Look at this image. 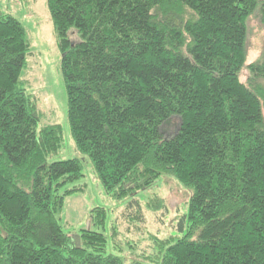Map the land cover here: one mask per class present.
Returning a JSON list of instances; mask_svg holds the SVG:
<instances>
[{
    "label": "trees",
    "instance_id": "16d2710c",
    "mask_svg": "<svg viewBox=\"0 0 264 264\" xmlns=\"http://www.w3.org/2000/svg\"><path fill=\"white\" fill-rule=\"evenodd\" d=\"M256 7L264 25V0H47L70 133L106 193L162 176L191 193L182 236L157 240L155 264H264V58L246 64ZM29 50L24 25L2 13L0 264H124L103 232L81 230L76 245L59 223L65 196L83 189L65 188L82 159L46 163L62 126L38 125L21 78ZM106 217L97 206L90 222Z\"/></svg>",
    "mask_w": 264,
    "mask_h": 264
},
{
    "label": "rangeland",
    "instance_id": "374dc122",
    "mask_svg": "<svg viewBox=\"0 0 264 264\" xmlns=\"http://www.w3.org/2000/svg\"><path fill=\"white\" fill-rule=\"evenodd\" d=\"M6 2L0 0V15L8 13L16 17L24 25L30 43L21 78L35 100L40 116L38 125L57 123L62 126V144L57 152L48 156L46 163L71 157L82 159L83 176L65 188L82 185L83 189L65 196L58 215L62 229L72 236L88 228L101 231L107 238L106 253L120 256L124 264H155L159 251L157 240H175L184 232L178 229V223L187 213L190 191L173 177L162 176L150 187L122 199L106 193L89 158L75 149L70 133L61 53L47 0H34V6L31 1L23 5ZM246 39V64L261 62L264 58V25L258 7L246 19ZM247 77L248 71L243 69L241 80L246 81ZM260 82L264 87V80ZM137 205L139 213L134 210ZM97 206L107 209L103 228L90 222L91 210ZM132 211L138 213V219L133 218Z\"/></svg>",
    "mask_w": 264,
    "mask_h": 264
},
{
    "label": "crops",
    "instance_id": "0c3cea01",
    "mask_svg": "<svg viewBox=\"0 0 264 264\" xmlns=\"http://www.w3.org/2000/svg\"><path fill=\"white\" fill-rule=\"evenodd\" d=\"M2 1H7L6 3L8 4V2L11 1V4H14V3H20V5H23V4H28L30 1H31V5L34 6V0H2ZM13 1V2H12Z\"/></svg>",
    "mask_w": 264,
    "mask_h": 264
},
{
    "label": "water",
    "instance_id": "95a60500",
    "mask_svg": "<svg viewBox=\"0 0 264 264\" xmlns=\"http://www.w3.org/2000/svg\"><path fill=\"white\" fill-rule=\"evenodd\" d=\"M74 241H75V244L76 245H79L80 244V239H79V236L78 235H75L74 236Z\"/></svg>",
    "mask_w": 264,
    "mask_h": 264
}]
</instances>
